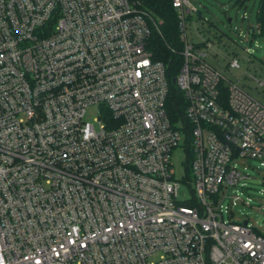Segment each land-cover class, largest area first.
I'll use <instances>...</instances> for the list:
<instances>
[{
	"label": "built area",
	"instance_id": "obj_1",
	"mask_svg": "<svg viewBox=\"0 0 264 264\" xmlns=\"http://www.w3.org/2000/svg\"><path fill=\"white\" fill-rule=\"evenodd\" d=\"M195 2L171 0L173 122L150 46L164 20L142 0H0V264H264V228L223 205L239 159L264 166V104L208 62Z\"/></svg>",
	"mask_w": 264,
	"mask_h": 264
},
{
	"label": "rangeland",
	"instance_id": "obj_2",
	"mask_svg": "<svg viewBox=\"0 0 264 264\" xmlns=\"http://www.w3.org/2000/svg\"><path fill=\"white\" fill-rule=\"evenodd\" d=\"M195 4L203 12L201 18L195 17V23L190 27L195 40H214L220 51L218 56L211 54L207 58L208 62L225 78L238 83L264 104V87L257 88L256 82H264V36L260 35L257 23L259 0H245L243 4L236 0H196ZM235 57L239 60L240 67L230 68L228 60ZM96 117V109L89 108L86 120L93 123ZM186 158L182 148L173 153L172 168L177 178L185 173ZM237 163L240 173L246 178L238 186L229 189L223 205L225 208L231 206L233 213L225 214V219L229 220L232 215L236 221L249 220L251 224L263 229L264 166L255 159H239ZM236 195L245 203L236 200L237 204L232 205ZM179 197L182 200L191 198L190 188L186 183L179 189Z\"/></svg>",
	"mask_w": 264,
	"mask_h": 264
},
{
	"label": "trees",
	"instance_id": "obj_3",
	"mask_svg": "<svg viewBox=\"0 0 264 264\" xmlns=\"http://www.w3.org/2000/svg\"><path fill=\"white\" fill-rule=\"evenodd\" d=\"M144 6L154 11L164 20L161 27V35L154 33L151 44L152 50L157 59L162 60L167 65V74L169 80V92L166 101V110L173 122L184 118L185 100L183 94L174 84L179 67L181 66V56L171 51L172 47L181 49L177 43L178 21L171 0H142ZM257 23L260 35L264 36V0H259L257 10Z\"/></svg>",
	"mask_w": 264,
	"mask_h": 264
},
{
	"label": "water",
	"instance_id": "obj_4",
	"mask_svg": "<svg viewBox=\"0 0 264 264\" xmlns=\"http://www.w3.org/2000/svg\"><path fill=\"white\" fill-rule=\"evenodd\" d=\"M202 14V12L200 11L199 12V15H201ZM229 22H231V19H229ZM174 84L177 86V82H176V78L174 79ZM177 88H178V86H177ZM179 89V88H178Z\"/></svg>",
	"mask_w": 264,
	"mask_h": 264
}]
</instances>
